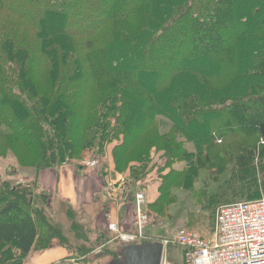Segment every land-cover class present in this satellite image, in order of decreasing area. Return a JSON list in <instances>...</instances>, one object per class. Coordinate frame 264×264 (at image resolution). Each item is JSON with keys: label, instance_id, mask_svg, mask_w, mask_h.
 <instances>
[{"label": "trees", "instance_id": "trees-1", "mask_svg": "<svg viewBox=\"0 0 264 264\" xmlns=\"http://www.w3.org/2000/svg\"><path fill=\"white\" fill-rule=\"evenodd\" d=\"M162 42L175 51L154 52ZM113 142L112 172L131 186L164 152L158 215L203 171L228 175L212 209L263 199L264 0H0V152L38 174L83 169ZM34 201L0 180V264L68 247Z\"/></svg>", "mask_w": 264, "mask_h": 264}, {"label": "rangeland", "instance_id": "rangeland-1", "mask_svg": "<svg viewBox=\"0 0 264 264\" xmlns=\"http://www.w3.org/2000/svg\"><path fill=\"white\" fill-rule=\"evenodd\" d=\"M172 36H174V34L171 35V37ZM153 50L154 52H159L163 55L167 52L175 51L174 49L163 47V42L159 47ZM159 123L162 133L169 130V125L165 120L160 119ZM117 144L116 142H113L106 145L104 148L105 157L103 158L96 155L95 152L85 153L83 160H81V165L88 160H95L97 162L96 167L93 169L97 171L99 170L105 181L110 184L111 190L118 188L116 197H112L110 203L114 202L118 204L119 214L121 213L120 215L123 219L126 215L128 218L129 215L132 216L136 226L138 218L136 217L135 195L137 192L143 193L145 202L142 206V211L147 216V222L146 226L140 230L142 237L137 238L133 243H145L148 242L147 240L149 239H154V241L171 242L176 231L180 228L194 230L200 236L206 238L213 236L215 231L216 213L219 206L217 205L212 209V204L209 205V202L215 194H218L216 195V199H219L221 192H224L226 189L224 183L228 175L223 179L220 178L218 183H213L209 178V173L205 171L201 172L191 191H184L177 188L173 189L172 198L174 199V202L170 204L163 213L158 215L156 210L149 209V204L153 203L159 196L158 190L162 178L171 170L166 163L167 159L165 158L166 156L164 152H155V150H152L150 155L151 162L147 165L146 175L133 185V187L129 185L131 181L128 173L125 172L123 175H115L112 172V151ZM2 149H4V147L0 148V151H2ZM186 149L188 151L193 150L191 145H186ZM2 152H0V180L9 182L14 186L19 185L26 187V189L32 191V198L36 200L34 201L36 202L35 207H32L34 209L36 208V211H42L41 213L43 215L41 217L44 220H48L59 227V230L62 232L61 235L68 244V247L71 248L77 264H109L114 253L118 252L123 246L130 244L129 242H121L117 239L118 233L120 232L119 228L118 233L113 232L109 236L111 239L114 235L116 236L117 240L113 239L112 243H109V239H105L104 236L101 235H99L97 239L95 236L90 240L86 228L77 224L75 219H73L75 227L71 229L72 218L67 216V206L60 201L59 197L56 195L51 196L42 189L41 185L35 180V169L25 168L21 170L14 159L15 156L11 154L4 156ZM21 153L25 152L21 150ZM82 166L84 167V165ZM182 167L183 164L173 165V168L176 169H181ZM83 169L84 172L89 170L86 167ZM80 173L82 174V172ZM124 183L128 184L125 186ZM205 205L209 206L204 209ZM196 219L198 226L189 225V222H194ZM124 225L125 227L128 225L129 228V221H124ZM138 232V228L135 227L133 232L129 234L135 235ZM180 250L181 249L170 244L164 250L163 257H165L169 263L184 264L183 258L182 260L177 261L173 259L175 253L179 254Z\"/></svg>", "mask_w": 264, "mask_h": 264}, {"label": "built area", "instance_id": "built-area-1", "mask_svg": "<svg viewBox=\"0 0 264 264\" xmlns=\"http://www.w3.org/2000/svg\"><path fill=\"white\" fill-rule=\"evenodd\" d=\"M93 169L95 160L82 163ZM143 193H136L135 206L138 233L119 234L115 223L109 230L118 233L121 242L133 243L142 237L141 228L146 226L147 216L142 211ZM165 248L172 244L182 249L184 264H264V198L251 202L235 203L218 208L215 231L212 237L200 236L196 231L180 228L171 242H163ZM161 264H170L165 257Z\"/></svg>", "mask_w": 264, "mask_h": 264}, {"label": "crops", "instance_id": "crops-1", "mask_svg": "<svg viewBox=\"0 0 264 264\" xmlns=\"http://www.w3.org/2000/svg\"><path fill=\"white\" fill-rule=\"evenodd\" d=\"M35 180L49 195H56L61 202L71 207L77 224L86 228L90 240L95 236L97 239L99 235L109 239V243H112L113 239L117 240L115 235L112 239L109 237L113 233L109 230L110 223L117 224L120 235L132 233L137 227L132 216L129 215L128 218L126 215L123 219L121 213L119 214L118 204L110 203V199L116 197L118 188L111 190L110 184L105 181L99 170L89 169L84 172L82 168L65 165L42 170L36 174ZM126 184L128 183H124L125 186ZM124 221H129V228L128 225L125 227ZM182 257L180 250L179 254L175 253L173 259L182 260ZM23 264H77V261L71 248L62 246L54 239L49 248L32 250L25 257Z\"/></svg>", "mask_w": 264, "mask_h": 264}, {"label": "water", "instance_id": "water-1", "mask_svg": "<svg viewBox=\"0 0 264 264\" xmlns=\"http://www.w3.org/2000/svg\"><path fill=\"white\" fill-rule=\"evenodd\" d=\"M164 245L161 241L128 245L109 264H161Z\"/></svg>", "mask_w": 264, "mask_h": 264}, {"label": "bare ground", "instance_id": "bare-ground-1", "mask_svg": "<svg viewBox=\"0 0 264 264\" xmlns=\"http://www.w3.org/2000/svg\"><path fill=\"white\" fill-rule=\"evenodd\" d=\"M133 245V244H132Z\"/></svg>", "mask_w": 264, "mask_h": 264}]
</instances>
